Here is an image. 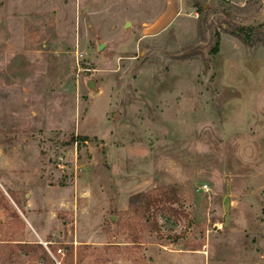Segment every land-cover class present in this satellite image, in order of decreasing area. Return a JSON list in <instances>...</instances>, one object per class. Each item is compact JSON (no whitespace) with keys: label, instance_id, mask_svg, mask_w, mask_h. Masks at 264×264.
I'll return each mask as SVG.
<instances>
[{"label":"rangeland","instance_id":"374dc122","mask_svg":"<svg viewBox=\"0 0 264 264\" xmlns=\"http://www.w3.org/2000/svg\"><path fill=\"white\" fill-rule=\"evenodd\" d=\"M249 24L264 0H0V264H264Z\"/></svg>","mask_w":264,"mask_h":264},{"label":"trees","instance_id":"16d2710c","mask_svg":"<svg viewBox=\"0 0 264 264\" xmlns=\"http://www.w3.org/2000/svg\"><path fill=\"white\" fill-rule=\"evenodd\" d=\"M201 14L203 12L200 8ZM201 29V24L199 22V30ZM230 34L238 38L243 44L247 46H253L256 44H261L264 46V24L258 25H239L233 26L229 31ZM214 42L210 49V54H217L220 50L221 35L220 32H215L213 36ZM9 195L12 196V191H9ZM177 201L176 190L172 187H157L156 189L139 192L133 194L129 199V210L135 216L145 217L151 211L152 208L158 207L167 203H174ZM16 202V201H15ZM18 204V202H16ZM41 248L40 243H36ZM63 245V244H62ZM68 247V248H67ZM63 248H67L66 254L71 258L73 256V247L63 245ZM61 249V247H59ZM57 252V249L55 250ZM80 254V253H79ZM80 263V258L78 257L76 264ZM63 264H73V261L65 260Z\"/></svg>","mask_w":264,"mask_h":264},{"label":"water","instance_id":"95a60500","mask_svg":"<svg viewBox=\"0 0 264 264\" xmlns=\"http://www.w3.org/2000/svg\"><path fill=\"white\" fill-rule=\"evenodd\" d=\"M129 26V23H126V27H128ZM103 47V45H101L100 46V49ZM91 86H92V84H91Z\"/></svg>","mask_w":264,"mask_h":264}]
</instances>
